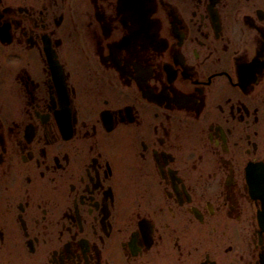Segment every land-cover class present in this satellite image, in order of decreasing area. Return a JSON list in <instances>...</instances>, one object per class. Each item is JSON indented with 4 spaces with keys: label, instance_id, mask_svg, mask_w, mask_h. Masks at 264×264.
Instances as JSON below:
<instances>
[{
    "label": "flooded vegetation",
    "instance_id": "obj_1",
    "mask_svg": "<svg viewBox=\"0 0 264 264\" xmlns=\"http://www.w3.org/2000/svg\"><path fill=\"white\" fill-rule=\"evenodd\" d=\"M264 0H0V264H264Z\"/></svg>",
    "mask_w": 264,
    "mask_h": 264
},
{
    "label": "water",
    "instance_id": "obj_2",
    "mask_svg": "<svg viewBox=\"0 0 264 264\" xmlns=\"http://www.w3.org/2000/svg\"><path fill=\"white\" fill-rule=\"evenodd\" d=\"M257 216H258L259 224L263 227L264 226V207L261 211L258 212Z\"/></svg>",
    "mask_w": 264,
    "mask_h": 264
}]
</instances>
